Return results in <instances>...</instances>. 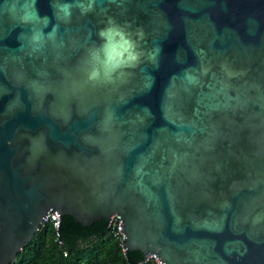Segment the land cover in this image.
<instances>
[{
  "label": "water",
  "instance_id": "obj_1",
  "mask_svg": "<svg viewBox=\"0 0 264 264\" xmlns=\"http://www.w3.org/2000/svg\"><path fill=\"white\" fill-rule=\"evenodd\" d=\"M51 209L164 264H264V0H0V264Z\"/></svg>",
  "mask_w": 264,
  "mask_h": 264
},
{
  "label": "trees",
  "instance_id": "obj_2",
  "mask_svg": "<svg viewBox=\"0 0 264 264\" xmlns=\"http://www.w3.org/2000/svg\"><path fill=\"white\" fill-rule=\"evenodd\" d=\"M123 235L110 219L85 225L71 214L59 228L45 221L34 238L9 264H152L141 250H126Z\"/></svg>",
  "mask_w": 264,
  "mask_h": 264
},
{
  "label": "clouds",
  "instance_id": "obj_3",
  "mask_svg": "<svg viewBox=\"0 0 264 264\" xmlns=\"http://www.w3.org/2000/svg\"><path fill=\"white\" fill-rule=\"evenodd\" d=\"M104 41V59L109 62L124 60L129 52H134V41L118 27L102 29L99 33Z\"/></svg>",
  "mask_w": 264,
  "mask_h": 264
},
{
  "label": "built area",
  "instance_id": "obj_4",
  "mask_svg": "<svg viewBox=\"0 0 264 264\" xmlns=\"http://www.w3.org/2000/svg\"><path fill=\"white\" fill-rule=\"evenodd\" d=\"M47 220L54 222L55 227L58 228V226H57L58 225V213L57 212H55L51 209L48 212V215H47L45 221H47ZM110 222L114 226L117 225L119 232L123 235V233L120 231V224H121L120 217L118 215H113L110 218ZM123 239H124V235H123ZM144 262H150L152 264H164V263L159 262L158 258L155 256V254H150L149 256H147V259Z\"/></svg>",
  "mask_w": 264,
  "mask_h": 264
}]
</instances>
